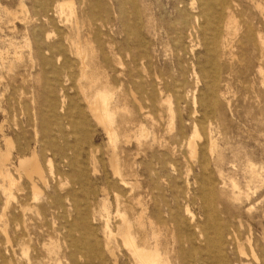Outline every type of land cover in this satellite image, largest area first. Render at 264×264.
Masks as SVG:
<instances>
[{"label":"rangeland","instance_id":"obj_1","mask_svg":"<svg viewBox=\"0 0 264 264\" xmlns=\"http://www.w3.org/2000/svg\"><path fill=\"white\" fill-rule=\"evenodd\" d=\"M0 51L21 188L0 178V264H132L120 230L141 239L150 218L172 264H264V0H0ZM99 92L116 137L89 113ZM33 151L36 193L17 171Z\"/></svg>","mask_w":264,"mask_h":264},{"label":"bare ground","instance_id":"obj_2","mask_svg":"<svg viewBox=\"0 0 264 264\" xmlns=\"http://www.w3.org/2000/svg\"><path fill=\"white\" fill-rule=\"evenodd\" d=\"M58 7L62 13H64L65 11L68 10V11H70V15L73 14V8H72V2L71 1H67V2L64 1V2L60 3ZM74 46H76L75 47L76 49L80 50L79 44L78 45L74 44ZM0 55H1V51H0ZM82 59L84 60L85 56H82ZM83 66L85 68V64ZM82 73H83V70H82ZM84 74H87V72L84 71ZM215 83H216V81H215ZM111 96H113V95H111ZM110 100H111V97L107 96L105 93L99 92L96 94L95 99L92 102L88 103V110H89L91 117L94 119V121H96V123L99 126L103 127L108 135L116 137L115 136L116 134H115V131L113 128L114 112L111 108ZM213 108H214V102L209 109L212 110ZM44 128H45L44 131L46 130V132H47V127H44ZM194 130H195L194 134H193L194 136L192 138V141L189 142V145H190V147H192L194 149V153L197 154L198 145H194V138L199 139L200 136H199V133H198L196 127L194 128ZM140 135H141V133H140ZM203 135H204L206 141H208V142L212 138V136L209 138V136L206 134L205 131L203 132ZM6 145H7V150L5 152L0 151V178H2L4 180V182L6 183V186L4 187V190H3L4 193L7 195L8 198H10L12 190L16 189V188L19 189L20 187L18 188L17 181L13 178V176L11 175V173L8 170V165H10V162H11V159H10L11 154L9 151V149L11 147L10 140H6ZM214 147H215V149L217 148L216 146H214V144L211 143L210 144V155H209L210 157H211L212 153L214 152ZM17 164H16L17 165V171L24 173L25 177L27 178V180L31 184L32 190L34 191V193L38 192L39 188H38V185L36 182V178H38L39 181L45 182V170L40 163L37 152L33 151L29 156H24L22 158H19V162ZM49 164H51V163H49ZM111 165H112V168L114 169V171L117 172L118 164H117V157L116 156H113L111 158ZM203 207L205 208V211L207 214L206 215L207 221H209L211 226H213V224L216 223L212 217L213 210H210V208L206 204H204ZM37 212H38V210H37ZM130 222L131 221H128V220L124 221V225L122 226V228L120 230V232H121L120 235L122 237L123 244L128 251L127 253H128V255L132 261V264H172L169 257L167 255H164V253L161 251V242L159 239V234H160L161 226H162L161 221H159V220L155 221V220L150 218L148 221L149 231L147 229V231H145L143 233L141 239H138V233L133 231V226ZM221 222H222V220H221ZM227 222H228V220H227ZM14 224L16 225V227H19V225H18L19 223L15 222ZM217 224L219 225L220 228L223 226V225L222 226L220 225L221 223L219 224L218 220H217ZM142 226L144 227V224H142ZM4 233L6 235L7 243L11 244L13 251H15L14 250L15 248H18V249H21L25 255H27V251L24 249V247L27 246L30 242L26 239V236L23 233L20 232L18 234V236L14 239H10L5 230H4ZM206 234L207 233H205L204 231H201V236H204ZM150 235H152V238H149ZM227 235H229V232ZM220 237L221 236H220L219 232L214 229L213 234H212V239L218 240V239H220ZM240 251H241L240 253L242 255H246V257H247V254H244L245 250H244V252H243V249H241ZM50 253H53V251L51 250ZM111 255L114 257L115 264H118V258L115 256L114 252H111ZM253 256L255 257V255H253ZM253 256H252V258H254ZM210 259H212V258H209V261L207 262V264H217L216 261H214V260L210 261ZM256 259H258V258H256ZM37 263H38L37 258L28 259V262H27V264H37Z\"/></svg>","mask_w":264,"mask_h":264}]
</instances>
